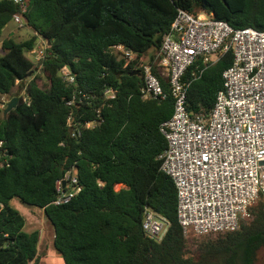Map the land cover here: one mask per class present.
<instances>
[{
  "label": "trees",
  "instance_id": "obj_1",
  "mask_svg": "<svg viewBox=\"0 0 264 264\" xmlns=\"http://www.w3.org/2000/svg\"><path fill=\"white\" fill-rule=\"evenodd\" d=\"M179 9L264 30V0H27L23 26L33 34L17 41L9 32L0 43V264H40V231L24 230L13 198L44 210L65 264H264L263 192L237 229L209 234L193 247V238L209 235L183 232L176 184L161 169L168 142L160 125L172 116L174 98H142L140 64L155 60ZM20 10L0 0V37ZM40 40L44 59L31 76L40 69L47 87L28 76L39 61L27 53ZM119 44L134 59L127 61ZM232 61L228 51L191 82L193 116L211 112ZM64 65L76 78L72 84L60 74ZM161 82L168 90L167 79ZM107 86L118 90L109 104ZM16 95L20 102L5 114L4 97ZM98 111L100 125L72 135L69 117L76 124L100 120ZM69 172L81 190L54 204L57 181ZM147 207L170 222L162 239L143 229Z\"/></svg>",
  "mask_w": 264,
  "mask_h": 264
},
{
  "label": "built area",
  "instance_id": "obj_2",
  "mask_svg": "<svg viewBox=\"0 0 264 264\" xmlns=\"http://www.w3.org/2000/svg\"><path fill=\"white\" fill-rule=\"evenodd\" d=\"M12 1L21 7L13 20L23 26L27 0ZM116 49L127 61L135 57L121 44ZM228 51H232L233 61L223 71V88L213 109L193 116L187 105L191 82ZM32 53L37 61L43 58V42ZM140 69L142 98H174L172 116L160 125L168 145L159 157L161 169L177 187V214L183 232L209 235L237 229L241 219L250 216L253 202L264 193V30L234 28L213 13L194 15L179 9L155 60L140 64ZM60 74L68 84L76 81L67 65L61 67ZM160 75L167 79L168 90ZM117 95L116 88L104 87V103H112ZM98 117L100 120L78 124L69 117L72 135L100 125L103 118L99 111ZM3 145L0 140V154L5 153ZM80 190L78 177L69 172L57 181L53 203H68ZM169 224L164 216L146 208L143 229L148 236L162 239Z\"/></svg>",
  "mask_w": 264,
  "mask_h": 264
},
{
  "label": "rangeland",
  "instance_id": "obj_3",
  "mask_svg": "<svg viewBox=\"0 0 264 264\" xmlns=\"http://www.w3.org/2000/svg\"><path fill=\"white\" fill-rule=\"evenodd\" d=\"M10 31L15 32V37L17 41L26 39L33 34V31L29 27L19 26L14 20H12L3 29L2 35L0 37V43L2 39L5 38ZM40 44H42V41L39 44H37L36 47ZM0 53L1 54L3 53L1 49V44H0ZM27 56L32 58L35 62H37L34 53L29 52L27 53ZM35 75L39 76L37 81H39L40 84H42L45 87L48 86L47 84L48 79L44 76L42 72H40V69ZM34 76H31L30 79L34 78ZM15 93H17L16 87L13 89V94ZM4 98L8 99L7 97ZM119 186H120L119 184L116 185V189H119ZM11 204L25 217L26 224L24 230L26 232L39 230L41 233H43V237H44L43 242L45 245L43 247H41L40 245L39 247L40 264H65L62 255L56 250L54 246V226L52 222L49 220V218L46 216L44 210L36 205L22 202L18 198H13ZM210 237L212 236L209 235L206 237L193 238L191 240V242H194L192 244L193 247H195L196 241H201L204 239H208Z\"/></svg>",
  "mask_w": 264,
  "mask_h": 264
},
{
  "label": "water",
  "instance_id": "obj_4",
  "mask_svg": "<svg viewBox=\"0 0 264 264\" xmlns=\"http://www.w3.org/2000/svg\"><path fill=\"white\" fill-rule=\"evenodd\" d=\"M43 59L44 58H41L39 60V63L37 64V67L33 71H30L29 74H28V76H31L33 74V72L35 70H37L39 66H41V64L43 62ZM136 73H139L140 74V72H138V71H136ZM20 100H21V97L16 95V96H13L11 99H9L6 102L4 101V103L6 105L5 112L4 113L7 114L10 110H12L13 108H15L18 105V103L20 102ZM65 184H66V181L63 182V185L64 186H65Z\"/></svg>",
  "mask_w": 264,
  "mask_h": 264
},
{
  "label": "crops",
  "instance_id": "obj_5",
  "mask_svg": "<svg viewBox=\"0 0 264 264\" xmlns=\"http://www.w3.org/2000/svg\"><path fill=\"white\" fill-rule=\"evenodd\" d=\"M10 34H13V31H10ZM43 233L40 232V241H39V247L41 245V247H43L45 244L43 242ZM47 246V245H46Z\"/></svg>",
  "mask_w": 264,
  "mask_h": 264
}]
</instances>
